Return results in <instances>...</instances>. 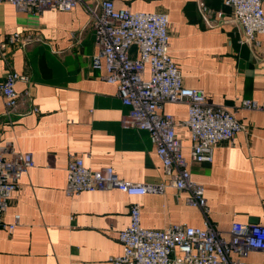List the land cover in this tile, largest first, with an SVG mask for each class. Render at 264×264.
Returning a JSON list of instances; mask_svg holds the SVG:
<instances>
[{"label": "crops", "instance_id": "1", "mask_svg": "<svg viewBox=\"0 0 264 264\" xmlns=\"http://www.w3.org/2000/svg\"><path fill=\"white\" fill-rule=\"evenodd\" d=\"M117 8L166 12L170 53L187 87L203 89L209 101L235 112L246 129L220 142L212 163L191 162L192 178L205 187L209 218L226 237L234 222L264 225V109L242 107L243 99L264 105V34L249 44L223 0H204L224 17L208 23L198 0H113ZM101 0H79L71 11H21L0 3V43L14 33L21 41L0 48V82L16 71L28 78L16 88L21 98L8 112L0 96V145L31 152L35 166L25 172L4 214L19 224L0 230V264H112L122 253L119 233L130 223V206H141L144 227L176 223L204 226V215L172 185L145 130L125 129L128 111L115 84L95 69L98 52L92 10ZM212 19H217L213 14ZM138 55L137 46L131 49ZM29 89L30 95H24ZM178 122L177 136L190 159L188 106L166 103ZM71 155L91 169L112 166L124 180L166 183L163 193L129 196L117 190L65 193ZM251 264H264V250H252Z\"/></svg>", "mask_w": 264, "mask_h": 264}, {"label": "built area", "instance_id": "2", "mask_svg": "<svg viewBox=\"0 0 264 264\" xmlns=\"http://www.w3.org/2000/svg\"><path fill=\"white\" fill-rule=\"evenodd\" d=\"M79 0H0L21 11L42 12L46 8L73 10ZM203 18L211 23L224 17L223 11L210 9L198 0ZM233 12L232 21L242 30L240 42L251 45L264 34V0H223ZM95 44L98 52L92 57L95 69H105L104 79L115 84L119 97L128 111L122 116L125 129L148 131L160 157L164 172L172 185L186 192L188 204L198 207L204 215V226L176 223L163 229L144 227L141 206L132 202L130 223L119 233L122 253L112 257V264H251L247 256L252 250H264V225L234 222L229 237L209 218L205 187L192 178L191 162L212 163L214 151L222 141L232 142L246 125L235 112L224 105L209 101L203 89L187 87L183 74L170 53L169 16L166 12L133 11L117 8L113 0H101L92 10ZM213 14L217 19H212ZM21 41L14 33L0 43L1 49ZM137 46L138 55L132 47ZM25 75L10 72L0 82V96L8 112L17 108L21 95L16 88ZM24 95H30L29 89ZM166 103H185V121L191 133V155L183 152L182 140L177 136L178 122L164 111ZM242 107L264 109L255 99H243ZM35 166L31 152L14 149L12 143L0 145V230L13 233L19 224L7 223L4 214L19 187L25 172ZM166 183L145 184L122 179L112 166L89 168L84 159L71 155L67 164L65 193L73 197L82 192L120 190L129 196L163 193Z\"/></svg>", "mask_w": 264, "mask_h": 264}]
</instances>
